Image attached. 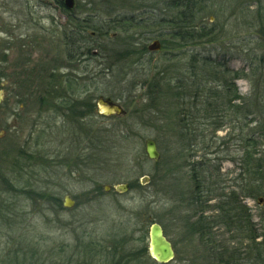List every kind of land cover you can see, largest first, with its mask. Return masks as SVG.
<instances>
[{
	"label": "rangeland",
	"instance_id": "374dc122",
	"mask_svg": "<svg viewBox=\"0 0 264 264\" xmlns=\"http://www.w3.org/2000/svg\"><path fill=\"white\" fill-rule=\"evenodd\" d=\"M73 2V18L96 23L115 13L155 19L169 13L161 0H127V9L117 2ZM209 6L203 21L214 31L212 41L173 52H137L130 67L111 65L123 49L115 45L121 37L91 41L97 55L66 60L61 33L72 20L53 0H0V26L7 31L0 33V155L10 157L0 156V165L12 166L19 153L31 157L20 173H8L18 190L0 192L1 264H146L153 222L173 246L174 258L164 264H202V240L187 231L199 212L191 200L194 177L204 179L201 196L212 206L242 187V148L248 145L249 152L257 151L254 158L264 160L263 134L255 148L241 139L251 130L264 133V0H210ZM158 30L168 32L163 25ZM151 32L134 29L122 38L148 46ZM67 77L76 78L82 99L77 90L69 92L76 86L69 88ZM176 79L192 84L184 101L169 94ZM65 88L78 103L74 112L56 105ZM209 89L226 99L241 96L234 102L242 104L240 117L230 111L237 108L208 100ZM100 96L118 101L125 114H98ZM147 138L156 142L157 161L144 152ZM18 163L26 164L21 158ZM118 184L128 190L116 191ZM250 191L243 186L244 194ZM65 196L71 207L63 206ZM243 202L261 227L264 201L258 205L255 196ZM220 237L228 238L225 230Z\"/></svg>",
	"mask_w": 264,
	"mask_h": 264
},
{
	"label": "trees",
	"instance_id": "16d2710c",
	"mask_svg": "<svg viewBox=\"0 0 264 264\" xmlns=\"http://www.w3.org/2000/svg\"><path fill=\"white\" fill-rule=\"evenodd\" d=\"M100 1L101 4L104 5L117 2L120 9L122 7L127 9V6H131L129 2H126L127 0ZM53 2L64 13L68 14L69 18L72 20V25H68V29H66V26H63V32L61 33L64 43V56L66 60L69 61H76L77 59L79 61L83 55L88 54L95 56L91 53L94 49L97 51V55V48H93L92 50L89 49L91 41L94 42L101 38L115 40L121 37L123 42L121 41V43H118L116 40L115 45L121 46L123 49L117 50L116 53H118V57L114 59L111 65L115 66V64L118 63H125L127 66L131 67L136 63L132 61L131 58L136 56L137 52L141 55L148 52L146 43H144L143 40L135 41L132 40L131 37L122 38V36L128 35V33L134 29L138 30L142 28L143 30V28L151 27L153 32H151V36L145 38V40L159 39L161 49L166 52H173V50L176 49H182L201 42L212 41L210 37L214 33L213 29L207 28L203 21L205 14L210 13V0H161L166 11L169 12L167 15H164V18H143L135 15L134 12L130 15L115 13L106 23L105 20L102 23H96L87 19L73 18V15L69 13L70 10L65 8L63 0H53ZM130 8H132L131 10H136L135 7ZM94 12L99 13V11ZM160 25H163L164 29L168 30V32L166 33L163 30H158V26ZM111 33L115 35L111 36ZM100 50V53H104L103 46H101ZM1 59L3 61L6 60L5 56H1ZM203 60L208 63L207 65H211L213 62L206 58ZM224 74L225 73H221L222 76ZM238 75L239 74H236L235 76L238 77ZM75 79L74 77L70 79L67 77L65 79V84H67L69 88L73 85L76 86L69 91L70 93H74L79 88V84ZM178 80L179 79H176L172 82L173 87L169 88V94L175 93L177 98L184 101L187 96L185 92L190 89L192 84L186 85V81ZM67 86L66 88L69 89ZM66 88L65 90L68 92ZM207 94L208 100L212 97V100L218 101L219 103H221L220 101H222V104L227 103L230 108H237L235 111L230 110L233 114L237 113V115H235L237 118L243 113L242 104L237 106L234 104L236 100H242L241 96L233 95V97L226 99V95L215 94V92L213 94L210 89L207 91ZM77 95L79 99H82L83 96L81 91H79ZM214 107L217 113L219 107H217V105ZM244 115L247 114L244 113ZM223 117H225V115ZM239 120L243 121L242 116ZM217 127L218 125L214 127V131ZM240 128V132L242 133V124ZM259 132L260 131L257 132V130H251L250 133H248L249 136L245 135L241 139L242 141L248 142V144L251 143L250 146L255 148L257 144H259L258 140H255V138L261 137L262 134L264 135L263 132ZM248 147L249 146L246 145L242 148L239 166L241 171L239 176L242 179L241 184L243 185L237 194L232 191V196L228 197V200L225 199V201L220 202L218 200L217 203L209 206L208 203L210 200L201 196L203 195L201 194L203 191L202 188L199 189L197 187V190H192L191 200L194 205L197 206L199 212H197L194 222L188 225L187 231L194 233V235H198L199 241L202 240V246L204 247V254L201 256L202 264H264V247L260 241V237L262 236L260 230L261 228L264 229V224L258 227L257 223L252 222L251 216L243 202L244 197L253 198L255 196H264V191L261 188L264 183V173L260 171L264 160L262 161L259 160V158H254L253 156L257 154V151L251 153ZM261 151H264V146ZM3 153L0 155L2 156L1 160H9V155ZM20 158L26 164H19ZM30 159L31 157L23 152L17 155L12 166H5L6 163H1L0 192H4L2 190L14 192L18 190L13 187L8 173L11 171L12 173L14 171L20 173L18 170L26 167ZM201 172L202 171H200L199 174ZM247 176H249L248 179ZM193 180L195 181L194 185L204 183V179L201 177H194ZM244 185L249 186L251 189L248 194L243 193ZM211 191L212 190H208V193H212ZM220 228H222L223 231L225 230V233L228 234L227 239H222L220 237L223 233ZM217 229H220L221 233H218ZM227 240L229 243H227ZM144 253L145 258H143V261L146 264H149V260L155 264H159L148 255L147 249Z\"/></svg>",
	"mask_w": 264,
	"mask_h": 264
},
{
	"label": "water",
	"instance_id": "95a60500",
	"mask_svg": "<svg viewBox=\"0 0 264 264\" xmlns=\"http://www.w3.org/2000/svg\"><path fill=\"white\" fill-rule=\"evenodd\" d=\"M64 6L67 10H71L74 7L73 0H63ZM161 44L159 40L155 39L150 45H148V50L158 51L160 50ZM93 55L97 53L94 49L91 52ZM2 97V91H0V100ZM98 112L105 116H120L125 114V110L120 104L114 102L110 97H99L96 101ZM144 151L148 159L157 161L159 160L160 154L156 146V142L147 138L144 141ZM145 179H148L146 176ZM128 184H118L114 186V189L118 192H125L128 190ZM104 190H109L110 186H104ZM258 204H262L263 198L259 197L257 199ZM73 201L65 196L63 201V206L71 207ZM262 245L264 246V234L261 237ZM148 253L152 259H154L159 264L168 263L174 258V250L170 241L163 234L161 226L153 222L149 226L148 230Z\"/></svg>",
	"mask_w": 264,
	"mask_h": 264
},
{
	"label": "flooded vegetation",
	"instance_id": "af4514ba",
	"mask_svg": "<svg viewBox=\"0 0 264 264\" xmlns=\"http://www.w3.org/2000/svg\"><path fill=\"white\" fill-rule=\"evenodd\" d=\"M26 1L29 2L30 0H26ZM29 15H30V13H29ZM11 27H12V25H11ZM1 32L3 34H5V35L7 33L5 28L0 26V33ZM47 81H48V78H47ZM47 85H48V83H47ZM56 88H57V86H56ZM68 93L69 92H66L65 96H62V93H60L59 95L55 94V95H57V97H56V99H57L56 105H57V107H58L60 112H62V111L66 112V113L69 112V111L70 112H74L75 108H77V106H78V103L76 102V100H74V98H70V97H73V95H70ZM47 100H49L48 99V95H45V97L43 99V102L45 103V106L48 107L49 103H47ZM202 185H203L202 183H199L198 185H193V188H194V190H197V187L200 189V188H202Z\"/></svg>",
	"mask_w": 264,
	"mask_h": 264
}]
</instances>
